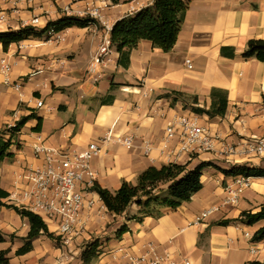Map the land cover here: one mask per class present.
I'll return each instance as SVG.
<instances>
[{
  "label": "crops",
  "instance_id": "1",
  "mask_svg": "<svg viewBox=\"0 0 264 264\" xmlns=\"http://www.w3.org/2000/svg\"><path fill=\"white\" fill-rule=\"evenodd\" d=\"M152 2H113L107 6L103 22L112 26L124 15ZM90 3L91 0H0V10L7 15L3 25L18 30L23 20L35 15L42 18L43 27L68 13H82ZM62 34L60 44L45 41L44 35L14 42L8 50L0 42V57H9L14 63L12 77L24 81L17 90L5 84L0 73V130L33 114L14 136L10 149L14 156L0 164V189L9 194L2 201L15 190L17 173L37 162L32 148L37 141L78 150L98 142L102 150L92 160L96 181L111 191L125 180L135 184L139 174L150 166L159 168L170 162L187 164L189 169L201 162L223 168L237 164L264 167V158L224 155L220 144L215 150L178 156L177 139L168 149L163 143L166 118L176 112L198 114L211 134L227 143L264 132V61L243 56L251 39H264V0H191L172 50L165 52L154 47L150 39L142 38L129 48L127 67L119 65L120 54L115 47L108 62L92 65L105 30L98 31L93 25L72 26ZM21 43L25 47L20 48ZM220 95L227 100L224 114L211 116L194 110L209 109ZM37 99L43 101L42 106H37ZM37 117L42 118L40 130H35ZM110 129L115 135L133 136L134 146L101 141ZM202 173L203 187L175 209L158 207L159 214L146 215L132 203L121 215L107 208L101 209V215L96 213L94 224L99 228L117 219L128 230L119 237L108 236L93 264H119L125 260L115 258L118 248L138 254L146 251L150 242L159 255L170 253L179 262L183 258L191 264L264 262V239L253 241L246 235L264 226V220L253 225L236 220L243 211H257L264 204V176H251L250 185L237 203L223 205L201 223L186 227L205 209L222 205L242 177L225 176L214 166H206ZM91 195L104 204L97 192ZM224 220L229 222L221 224ZM0 229L5 236L0 247L11 254L24 244L30 223L15 210L0 206ZM8 235L13 240L2 247ZM40 237L33 241L30 252L15 254V264L40 263ZM255 248L258 250L253 252ZM33 254L37 255L36 261L31 260ZM44 260L47 261L43 257Z\"/></svg>",
  "mask_w": 264,
  "mask_h": 264
},
{
  "label": "built area",
  "instance_id": "2",
  "mask_svg": "<svg viewBox=\"0 0 264 264\" xmlns=\"http://www.w3.org/2000/svg\"><path fill=\"white\" fill-rule=\"evenodd\" d=\"M26 1L28 3L35 2V0ZM113 2L91 0L90 5H87L82 13H66V16L89 15L103 22V8L113 5ZM6 21L7 15L0 10V32L10 30L9 26L3 25ZM42 22V18L35 15L31 19L23 20L19 29L34 27L40 30L46 26L42 27ZM103 24L106 27V34H104L93 57V66L108 62L112 47H114L108 34V32L111 33L113 25L110 26L107 22H103ZM62 32L63 30L59 31L54 27H50L42 35H44L47 42L61 43L64 40ZM19 47L23 48L25 44L21 43ZM13 67L14 63L9 57H0V73L3 76V82L19 90L24 81L12 77ZM91 70H94V67ZM36 103L39 107L43 105L41 99H37ZM14 125L10 124L8 128ZM164 130V148L168 149L172 141L177 139L178 149L175 153L178 156L194 151L215 150L216 144H220V152L224 155L264 158V132L257 136L243 138L237 143H227L218 135L211 134L210 129L201 121L200 116L193 112H176L173 116L167 117ZM101 141L119 142L127 148L134 146L133 136L115 135L112 129L101 138ZM32 148L37 162L27 164L17 173L15 178L16 188L8 199L18 207L40 215L48 225L54 227V232L64 244L68 245L74 239L84 238L83 236L87 233L94 215L100 213L101 209L107 208L105 204H100L91 195L93 191L91 187L97 178L92 160L100 154L101 145L98 142H90L84 149L78 150L46 145L42 141H37ZM146 148V152H149L148 142ZM250 177L242 175L237 181V185L229 190V196L224 199L222 205L205 209L186 227L201 223L209 214L219 210L223 205L237 203L242 191L250 185ZM186 227H182V230ZM246 235L252 239L251 233L246 232ZM257 250L255 248L253 252ZM115 258L125 260L119 264H191L188 258H183L179 262L170 253H166L164 256L159 255L155 244L152 242L147 245L146 251L138 254L120 247L115 251Z\"/></svg>",
  "mask_w": 264,
  "mask_h": 264
},
{
  "label": "trees",
  "instance_id": "3",
  "mask_svg": "<svg viewBox=\"0 0 264 264\" xmlns=\"http://www.w3.org/2000/svg\"><path fill=\"white\" fill-rule=\"evenodd\" d=\"M118 2V0H114ZM191 0H153L139 10L128 13L118 19L112 26L110 37L112 46L119 52V65L125 67L129 64V48L136 46L142 38L150 39L153 46L165 52L172 50L175 46L179 32L182 28L185 14L189 9ZM91 17L81 18L76 16H63L56 20L49 21L43 29L25 27L18 30L0 32V42L5 50L9 46L31 36H41L48 28L54 27L57 30H64L68 27H86L92 24ZM245 58L255 57L264 61V39H251L243 52ZM114 85V83H113ZM227 108L225 96L220 95L219 99L213 100L209 109L195 107L196 112L222 115ZM33 114L20 118L14 126L0 130V164L6 159L14 156L10 150L14 143V136L25 125ZM38 118L35 130H40L42 118ZM8 137H6V135ZM206 166H214L225 176H264V167H252L246 164L231 165L228 168L220 167L212 162H201L194 168L189 169L187 164L170 162L161 167L150 166L143 170L134 184L123 181L121 186L115 190L103 187L95 182L91 189L97 192L108 211L115 215H121L132 204L136 203L141 207V212L146 215L159 214L158 207H179L184 201L191 200V197L203 187L202 172ZM8 192L0 189V206L13 208L22 217H26L30 223V229L24 244L16 250V255H23L33 249V241L41 235L53 237L49 232L46 221L38 214L14 204H7L2 201L8 196ZM236 220L245 221L249 225L264 220V204L257 210H245ZM228 220L221 221V224L228 223ZM128 230L124 223L116 230V236H121ZM264 239V226L260 227L253 235V241ZM5 241V236L0 229V244ZM99 241L88 242L82 252V264H93L94 257H98L102 248ZM0 264H12L8 249L0 247ZM247 264H264L259 260L249 261Z\"/></svg>",
  "mask_w": 264,
  "mask_h": 264
},
{
  "label": "rangeland",
  "instance_id": "4",
  "mask_svg": "<svg viewBox=\"0 0 264 264\" xmlns=\"http://www.w3.org/2000/svg\"><path fill=\"white\" fill-rule=\"evenodd\" d=\"M103 15L106 16L107 14V6L103 8ZM76 17H81V18H86V17H91L94 21L92 24L97 28L98 31L104 32L106 29L105 25L101 20L96 19L94 16H80V15H73ZM31 38V37H30ZM29 39V38H28ZM60 44V43H59ZM4 203L7 204H14L11 202V200L6 199L3 201ZM15 205V204H14ZM8 208L7 206H4ZM13 209V208H10ZM3 211H6L5 209H2ZM14 210V209H13ZM101 215V213H99ZM96 218V214L94 215L92 222L90 223L87 233L84 234V238H78L74 239L70 244H64L56 235V233L53 230L52 225H48L49 227V232L53 234V237H49L47 235H42L38 241V251L37 255L39 257H42L40 259V263L35 262L36 264H82V252L84 251L86 245L88 242H93V241H99L101 243V246L108 241L107 237L110 236L111 234H116V229L120 226V223H118L117 219L111 220L110 222H107L104 224V227L101 229L98 227V225L94 224ZM94 225V226H93ZM12 237V239H11ZM8 235L7 243L3 244L2 247H5V245L9 244V241L13 240V236ZM38 237V238H39ZM100 246V247H101ZM3 249V248H2ZM41 253V256H40ZM15 252H12L11 258L12 264H15ZM34 255V254H33ZM37 255L35 254L31 260H35L37 258ZM44 259H47L43 261ZM97 257H94L92 263L96 260Z\"/></svg>",
  "mask_w": 264,
  "mask_h": 264
}]
</instances>
